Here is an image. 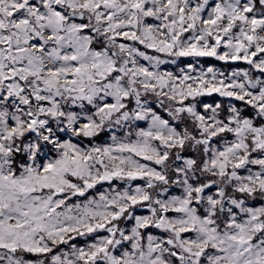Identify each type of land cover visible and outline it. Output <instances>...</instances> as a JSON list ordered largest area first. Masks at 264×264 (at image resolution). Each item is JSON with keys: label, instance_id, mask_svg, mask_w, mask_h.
Returning a JSON list of instances; mask_svg holds the SVG:
<instances>
[{"label": "snow or ice", "instance_id": "1", "mask_svg": "<svg viewBox=\"0 0 264 264\" xmlns=\"http://www.w3.org/2000/svg\"><path fill=\"white\" fill-rule=\"evenodd\" d=\"M0 264H264V0H0Z\"/></svg>", "mask_w": 264, "mask_h": 264}, {"label": "rangeland", "instance_id": "2", "mask_svg": "<svg viewBox=\"0 0 264 264\" xmlns=\"http://www.w3.org/2000/svg\"><path fill=\"white\" fill-rule=\"evenodd\" d=\"M217 66L222 67V65H220V64H217ZM165 67H171L172 70H175V66H165Z\"/></svg>", "mask_w": 264, "mask_h": 264}, {"label": "trees", "instance_id": "3", "mask_svg": "<svg viewBox=\"0 0 264 264\" xmlns=\"http://www.w3.org/2000/svg\"><path fill=\"white\" fill-rule=\"evenodd\" d=\"M214 63H217V64H219L218 62H214Z\"/></svg>", "mask_w": 264, "mask_h": 264}]
</instances>
